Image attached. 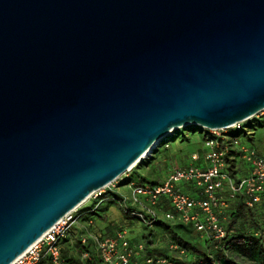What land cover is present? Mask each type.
<instances>
[{"label":"water","instance_id":"water-1","mask_svg":"<svg viewBox=\"0 0 264 264\" xmlns=\"http://www.w3.org/2000/svg\"><path fill=\"white\" fill-rule=\"evenodd\" d=\"M263 110L264 0H0V264L171 132Z\"/></svg>","mask_w":264,"mask_h":264},{"label":"built area","instance_id":"built-area-1","mask_svg":"<svg viewBox=\"0 0 264 264\" xmlns=\"http://www.w3.org/2000/svg\"><path fill=\"white\" fill-rule=\"evenodd\" d=\"M260 116H264V110L249 120L227 128L200 127L204 136L203 146L192 153L186 163L172 169L163 181L156 184L129 179L128 173L137 164L125 173V178L124 174L107 187L92 193L81 206L61 218L12 264H41L46 256L52 264H67L62 257L61 244L70 236L81 215L85 213V204L91 200L92 206L86 208L89 212L98 209L103 203L116 201V205L126 215L137 218L148 226L156 225L162 212L160 207L168 204L170 209L163 211L165 219L193 226L201 237L221 242L228 236L223 224L228 216L223 209L229 207V201L242 197L246 206L252 208L264 199V151H260L255 145H246L244 141H254L257 128L249 123ZM172 133L164 137L148 157ZM168 146L167 143L166 147ZM242 168L247 171L246 175H239ZM121 184L132 188L130 195L119 191L117 185ZM183 186L196 190L198 194L192 195L184 191ZM79 240L84 245L92 240L97 256L106 264H132L138 252L143 259L135 264H174L168 258L147 253L144 244L132 247L126 229L119 230L114 236L87 231ZM262 242L264 244V236ZM169 249L179 250L180 254L187 253L185 248L174 244L169 245ZM79 264H94L92 254L82 251Z\"/></svg>","mask_w":264,"mask_h":264},{"label":"rangeland","instance_id":"rangeland-1","mask_svg":"<svg viewBox=\"0 0 264 264\" xmlns=\"http://www.w3.org/2000/svg\"><path fill=\"white\" fill-rule=\"evenodd\" d=\"M254 121L253 124L257 128L255 138H253L254 141H244L246 145H255L260 151H264V116H260L257 119H254ZM172 134L177 135L176 138H178V141L176 140L173 142L169 150H164L161 148L160 151L153 153L152 156L148 157V159L139 163L131 172L128 173V175L131 176L129 179L142 183L145 182L142 177H147L146 183L151 182V180L161 182L167 177L172 169L182 166L184 163H186L191 152H197L199 151L198 149L203 146L204 136L202 134L201 128L196 125L179 128L173 131ZM135 172H140V174L136 175L137 173ZM126 176L127 174L124 175V178ZM117 186L119 191L126 195H130V192L132 191L131 187L122 184ZM92 204L93 202L91 200V202H87L85 204L84 208H90ZM114 205L115 204L105 203L102 207L100 206L98 209L85 214L84 218L78 220L77 224L72 229L68 240L65 243H62L63 246L69 245V247L66 246V251L69 252L74 261L79 260L81 257V251L85 246L79 240V236L86 233L87 231L90 233L92 232L94 234L106 236L107 234L112 233L111 230L112 227H114L115 230L120 228L127 229L128 233H130L132 236L140 234L138 236V243L145 244L148 248H150L148 251L152 252L153 254L155 253L154 255L156 256L164 255L166 252H171L170 256L172 259L181 262L183 259L187 260L191 254L199 251L203 254L205 262L207 264L211 262L212 264L208 252L205 251L204 248L195 241L196 231L192 228L188 227L186 230L185 226H178L181 223L172 222L165 219L163 214H161L162 212H160L159 220H163L166 224L172 226V228L163 224L162 221H160L158 225L148 226L142 221L126 215L119 208V206ZM246 212H249V210H246ZM256 217L258 216L254 215L250 218L247 217L245 220H243L244 218H241L235 222V227L233 228L243 227L244 225V227H246L248 230H254V233L258 232L260 230L257 229V225L250 220ZM114 225L117 226L115 227ZM182 235L183 237H186L185 241L188 240L189 242H192L195 245V248L182 242L186 249H188V253L181 255L179 250H170L169 245L174 244L176 246H180V236ZM89 243L91 244V248L95 249V243L92 240H90ZM229 256V260L238 264H256L254 260L250 259L251 257H241L242 255L240 256L234 252H232ZM185 262L186 264H191L189 261Z\"/></svg>","mask_w":264,"mask_h":264},{"label":"trees","instance_id":"trees-1","mask_svg":"<svg viewBox=\"0 0 264 264\" xmlns=\"http://www.w3.org/2000/svg\"><path fill=\"white\" fill-rule=\"evenodd\" d=\"M254 122H256V121H254ZM254 122H250L249 125H253ZM176 137H177L176 134H171V135L167 138V141L164 142V143L161 145V147H160L158 150H156L155 152L160 151L161 148L164 149V150H169V148L171 147V145L173 144V142H175V141L178 139V138H176ZM177 141H178V140H177ZM167 143H168V145H169L168 147H166V144H167ZM155 152H154V153H155ZM144 181L147 182L146 180H144ZM149 183H150V184H156V183H158V182H156V181H151V182H149ZM184 191H186V192H188V193H190V194H192V195H195L194 192H193V190L190 189V188L184 189ZM263 196H264V195H263ZM263 201H264V199H263ZM106 203H110V204H115V205H116V201H113V202H106ZM103 204H105V203H103ZM103 204H101L100 206L102 207ZM263 205H264V204H263ZM166 206H168V205H167V204L162 205V207H160V210H161V211H163V210H168V209H165ZM244 206H245V204H244V199H243L242 197H239V198H237L236 200H230V201H229V207H228V209H227L228 211L225 213V215L228 216V217H227V218H228V223H227V227H226V229H227V231H228V236H227L225 239H223L221 242H216V241H213L212 239H209V238H203L204 240H200L197 234H196L195 241H196V242L200 241L199 244H202V245H204L207 249H210V250L212 251V254H214V253L217 254L216 252H218V253H219V252L228 253L229 250H231V248L233 247L232 241L238 239V237H239V238H240V237L244 238V241L248 243V241L251 240V237H250V236H247V233H246V232L248 231V229H247L246 227H244V225H243V227L233 228V225H235V221H236V219H237V218H240V217H244V220H245L247 217L250 218V217H252V216H254V215H257V216H260L261 214L264 215V207L261 208V209H260V208H259V209H258V208H255V209L250 208V209H249V212H246V211L244 210ZM259 210H260V212H259ZM83 212H85V213H83V215H81V218H82L85 214H88V213H89V209H85V210H83ZM132 218H133V217H132ZM233 218H234V220L231 221ZM135 219H137V218H135ZM250 220H251L252 222H254V224L260 226L256 218H254V219L252 218V219H250ZM160 221H161V220L158 219V220L156 221V225H158V223H159ZM229 221H230V222H229ZM244 222H245V221H244ZM244 222H243V224H244ZM248 222H249V221H248ZM162 223H163V222H162ZM163 224H164V223H163ZM178 226H185V229H186V230H187L188 227H189V226L184 225V224H180V225H178ZM168 227H171V228H172V226H170V225H169ZM233 232H235V233H233ZM180 237H181V238H180V239H181L180 247L186 249V247L183 245V243H186V244H188V245L191 246V242H189L188 240L185 241V237H183V235L180 236ZM67 240H68V238H67L66 240H64L62 243H65ZM182 242H183V243H182ZM247 243L243 245L244 250H246V249L248 250V249L250 248V246H248ZM66 246H67V245H66ZM66 246H63V245L61 244L62 257L66 260L67 264H71V263L79 264V263H80V258H79L78 261H74L73 258H72V256L69 254V252L66 251V248L69 247V245H68L67 247H66ZM193 247H194V246H193ZM194 248H195V247H194ZM84 250L89 251V252L92 254V258H93V260H94V264H106V263H104V262H103V261L97 256L96 250H95L94 248H91V244H90V243H88L87 245L84 246V249H83L82 251H84ZM186 250L188 251V249H186ZM82 251H81V253H82ZM262 252H263V254H264V251H262ZM148 253H150V252H148ZM187 253H188V252H187ZM150 254H152V253H150ZM155 256H156V255H155ZM263 256H264V255H263ZM158 257H165V258H168V259L172 260L174 264H181L180 262H177V261L173 260L172 257L169 256V255H167V254L159 255ZM203 260H204V258H203ZM41 264H52V263H51V261H50V258L46 256V257L43 259V261L41 262Z\"/></svg>","mask_w":264,"mask_h":264},{"label":"crops","instance_id":"crops-1","mask_svg":"<svg viewBox=\"0 0 264 264\" xmlns=\"http://www.w3.org/2000/svg\"><path fill=\"white\" fill-rule=\"evenodd\" d=\"M257 147V146H256ZM201 148V147H200ZM199 148V149H200ZM198 149V150H199ZM192 153H194V151L193 152H191V154ZM190 154V155H191ZM141 172V171H140ZM140 172L138 173V172H135V173H137L136 175H139L140 174ZM247 174V171L246 170H244V168H242V170H240V173H239V175H246ZM131 177V176H130ZM142 179L143 180H146L147 181V177H142ZM152 181V180H151ZM184 187V189H187L188 188V186H183ZM193 192H194V194L195 195H197L198 194V192L196 191V190H193ZM245 204V203H244ZM264 201L262 202V203H260V204H257V205H255L254 207H252V209H255V208H263L264 207ZM168 205V204H167ZM115 206V205H114ZM165 209H170V206L168 205V206H166V208ZM228 208H226V209H223V211H224V213H226L228 210H227ZM250 209V207H248V206H246V204H245V206H244V210L246 211V210H249ZM164 211V210H163ZM163 211H162V213L161 214H163ZM259 212H260V210H259ZM164 216V215H163ZM162 216V217H163ZM85 217V215L82 217V218H84ZM82 218H80V219H82ZM243 219L244 217H240V218H237L236 219V221H238V220H240V219ZM160 219V218H159ZM256 219H257V221H258V223H259V225L260 226H258L257 225V229L258 230H260V231H258V232H253L254 230H248L246 233H247V236H250L251 237V240L250 241H248V243L247 242H245L244 241V238H242V237H238V239H236V240H234V241H232V244H233V247L231 248V250H229V252L228 253H224V252H216L217 254H212V251L210 250V249H207L204 245H202V244H200L203 248H204V250L205 251H207L208 252V255H209V258L211 259V261H212V264H238V263H236V262H234V261H231V260H229L230 258V254L232 253V252H234L235 254L237 253L238 255H242L241 257H251L250 259H252V260H254L255 262H256V264H264V254H263V252L262 251H264V244H263V242H262V237L264 236V215H260V216H258V217H256ZM234 220V218L231 220V221H233ZM244 220V219H243ZM166 226H169L168 224H166L163 220H161ZM235 221V222H236ZM230 222V221H229ZM128 223H130V222H128ZM131 223H133V222H131ZM227 223H228V218L223 222V224L227 227ZM129 225V224H128ZM115 226V225H114ZM117 226V225H116ZM115 226V227H116ZM120 227H122V226H120ZM233 227H235V225H233ZM189 228H192L193 230H195L194 228H193V226H189ZM121 230L122 229H124V228H120ZM120 229H118V230H115V228L114 227H112V233H110V234H107L106 236H114ZM127 230V229H126ZM128 232V231H127ZM233 233H235V232H233ZM196 234L198 235V237H199V239L200 240H204L203 239V237H201L197 232H196ZM140 234H136V235H134V236H132V235H130V233H128V239H129V241H130V244L132 245V247H134V248H136L137 247V245H139V243H138V236H139ZM80 237V236H79ZM186 238V237H185ZM200 241H198V243H199ZM247 243V245L248 246H250V248L247 250H244V248H243V245L244 244H246ZM242 245V246H241ZM144 246H145V250H146V252L148 253V252H150V251H148V250H150V248H148L145 244H144ZM191 246H195L192 242H191ZM138 252V251H137ZM150 253H152V252H150ZM192 253V252H191ZM204 253V252H203ZM153 254V253H152ZM155 254V253H154ZM166 254L167 255H169L170 256V254H171V252L170 253H168V252H166ZM204 254H206V253H204ZM182 255V254H181ZM158 256V255H157ZM143 259V257H142V254L140 253V252H138V253H136V255H135V257L133 258V260H132V264H135L136 262H139L140 260H142ZM184 260V259H183ZM181 261L180 263L181 264H186V262L185 261H189L191 264H207L206 262H205V259L203 260V254L202 253H200L199 251L198 252H195L194 254H191V256L187 259V260H184V261ZM178 262V261H177ZM209 264H211V262L209 263Z\"/></svg>","mask_w":264,"mask_h":264},{"label":"bare ground","instance_id":"bare-ground-1","mask_svg":"<svg viewBox=\"0 0 264 264\" xmlns=\"http://www.w3.org/2000/svg\"><path fill=\"white\" fill-rule=\"evenodd\" d=\"M188 126H190V125H188ZM155 148V145L151 148V149H149L136 163H135V165L134 166H136L137 164H139L140 162H142L143 160H145V159H147L148 158V156L150 155V153H151V151L153 150ZM42 238V237H41ZM40 238V239H41ZM39 239V240H40ZM38 240V241H39ZM37 241V242H38Z\"/></svg>","mask_w":264,"mask_h":264}]
</instances>
